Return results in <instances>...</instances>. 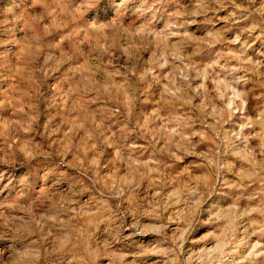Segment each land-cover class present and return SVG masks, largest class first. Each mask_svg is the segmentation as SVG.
<instances>
[{"label":"rangeland","instance_id":"rangeland-1","mask_svg":"<svg viewBox=\"0 0 264 264\" xmlns=\"http://www.w3.org/2000/svg\"><path fill=\"white\" fill-rule=\"evenodd\" d=\"M0 264H264V0H0Z\"/></svg>","mask_w":264,"mask_h":264}]
</instances>
